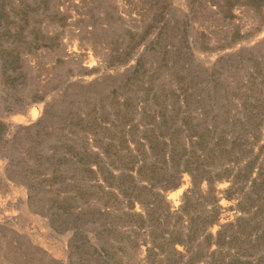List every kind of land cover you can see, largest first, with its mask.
Returning a JSON list of instances; mask_svg holds the SVG:
<instances>
[{
  "label": "rangeland",
  "instance_id": "rangeland-1",
  "mask_svg": "<svg viewBox=\"0 0 264 264\" xmlns=\"http://www.w3.org/2000/svg\"><path fill=\"white\" fill-rule=\"evenodd\" d=\"M0 264H264V0H0Z\"/></svg>",
  "mask_w": 264,
  "mask_h": 264
}]
</instances>
